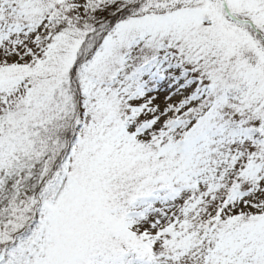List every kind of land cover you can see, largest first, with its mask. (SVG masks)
Instances as JSON below:
<instances>
[{"label":"snow or ice","instance_id":"snow-or-ice-1","mask_svg":"<svg viewBox=\"0 0 264 264\" xmlns=\"http://www.w3.org/2000/svg\"><path fill=\"white\" fill-rule=\"evenodd\" d=\"M0 264H264V0H0Z\"/></svg>","mask_w":264,"mask_h":264}]
</instances>
